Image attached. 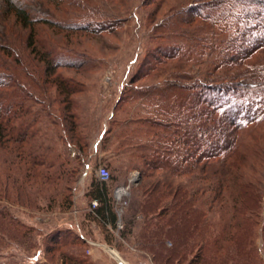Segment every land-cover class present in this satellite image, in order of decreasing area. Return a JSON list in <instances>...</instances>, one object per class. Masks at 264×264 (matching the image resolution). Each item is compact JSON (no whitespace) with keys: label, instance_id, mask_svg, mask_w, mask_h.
I'll return each mask as SVG.
<instances>
[{"label":"trees","instance_id":"16d2710c","mask_svg":"<svg viewBox=\"0 0 264 264\" xmlns=\"http://www.w3.org/2000/svg\"><path fill=\"white\" fill-rule=\"evenodd\" d=\"M87 1L1 0L0 20L13 22L28 33L27 39H22L21 34L4 33L0 39V61L13 59L19 65L22 61L17 51H31L30 55L46 66L49 76L61 68H75L74 61L58 59L60 46L38 39L35 31L39 25H47L68 34L110 33L106 23L93 25L92 22L103 18L113 20V13L107 11L111 8L96 11L89 6L92 16H99L91 21H84L83 15L74 11L85 10ZM148 1L142 4H153ZM34 2L41 3L42 12L30 7ZM190 2L155 27L157 34L165 32L167 37L156 39L162 43L152 53L149 69L140 70L131 82L133 87L153 74L157 73L158 78L167 75L151 91L156 99L154 111L137 119L150 127V139L139 150L142 183L134 188L138 197L132 199L133 214L121 237H130L135 221L142 217L139 247L155 264H263L257 245L264 199L262 187L255 181L258 178L252 180L242 172L250 159L264 160V146L260 145L264 137L260 133L264 127V0ZM61 13L66 17L62 19ZM6 73H0L2 149L19 161L25 179L39 181L43 187L55 182L59 186L74 171L67 172L64 162L58 166L54 163L51 141L47 134L43 135L40 126L42 112L47 114L43 119L46 123L58 127L55 112H47V105L51 109L54 104L28 103L32 97L26 86ZM55 81L54 85L64 96L59 112L68 143L82 155L89 143L80 131L82 123L74 112L72 99L81 91L59 78ZM109 133L105 132L102 142ZM75 160L80 161V157ZM5 180L0 190V202L5 203V206L0 204L1 251L10 242L27 246L25 241L30 240L31 233V229L12 217L6 205L12 199L9 188L13 185L18 193H23L25 184L22 179L12 181L9 176ZM201 181L216 183V195L209 206L197 204L200 200L197 195H205L206 191H197L192 185ZM233 186L237 193L231 195L234 212L227 230L219 231L208 211L222 199L223 191ZM61 195H65V189ZM112 195L106 183L95 182L92 198L99 205L89 214L103 226L116 227L118 221ZM15 199L22 203L20 197ZM67 203L72 207L70 201ZM61 238L60 234L51 238L47 253L61 245Z\"/></svg>","mask_w":264,"mask_h":264},{"label":"rangeland","instance_id":"374dc122","mask_svg":"<svg viewBox=\"0 0 264 264\" xmlns=\"http://www.w3.org/2000/svg\"><path fill=\"white\" fill-rule=\"evenodd\" d=\"M143 1L119 0L116 3L111 0H88V5L83 7L85 10L73 8L76 13L83 15L84 21L99 17L92 16L89 6L96 11L111 8L112 10L107 11L113 13V20L103 18L92 22L93 25H97V22L108 25L111 32L103 35L82 32L68 34L47 25H39L35 31L36 37L50 45L60 46L59 53L56 54L58 59L74 61L75 68H61L53 76H49L46 66L34 55H30L31 51H17L19 60L22 61L19 65L13 59L0 61V65H5L4 68L0 67V73H6L3 69H8L6 74L26 86L32 97L28 103L47 101L44 106L54 104L51 109L47 105V112H55L58 127L46 123L43 119L47 114L42 112L40 126L43 128V135L47 134L51 141L50 155L54 163L58 166L64 162L67 172L74 171L59 186L55 182L50 187H43L39 181L34 183V180L25 179L26 175L23 167L18 164L19 161L8 150L2 149L0 144V190L4 188L2 182H6L7 176L12 181L22 179L21 182L25 184L24 192L18 193L11 184L9 190L12 199L6 205L14 219L31 229L30 240L25 241L27 246L10 242L6 250H0V264H155L150 255L139 247L138 235L144 221L142 217L135 221L130 237L122 238L121 234L126 230L127 221L133 214L132 199L138 197L134 188L142 183L140 170L143 163L139 159V150L141 144L150 139V127L145 122H137V119L148 117L154 111L156 99L151 91L161 85L167 75L158 78L157 73L153 74L133 87L131 82L140 70L144 69L143 72H146L149 69L152 53L157 44L162 43L156 39L166 36L165 32L157 34L155 27L179 8L183 9L191 4V0H151L153 4L146 6L142 4ZM2 4L0 0V6ZM30 7L36 12L44 9L41 3L36 2ZM60 16L62 19L66 17L62 13ZM73 16L71 17H76L74 13ZM7 31L10 34H21L22 39H27L28 31L21 30L13 22L5 23L0 20V39H3ZM41 50L44 53L45 50ZM14 57L18 58L16 55ZM58 78L69 87L81 91L72 96V99L74 112L82 123L80 131L89 143V148L82 155L75 146L68 143L69 138L62 126L59 103L64 96L60 94L58 86L54 85ZM35 107L43 110L42 107ZM260 130V133H264V127ZM107 131L110 133L102 142ZM260 145L264 146V137ZM64 151H67L66 155ZM116 152L119 155H115ZM77 156L80 161L75 160ZM250 160L252 161L244 165L242 173L252 180L258 178L255 181L262 187L264 197V160L261 157L259 160ZM9 161L11 162L8 163ZM100 167L108 168L111 174V179L106 184L115 201L118 217L116 227L103 226L89 214L98 207L94 208V202L99 205L92 198V192L95 182H101L98 177ZM136 181L139 183L136 184ZM213 181H201L192 185L197 191H206L205 195H197V199H200L197 200L198 205L204 206L207 203L209 206L215 197L216 183ZM64 189L65 195H61ZM221 195L222 199L214 204L213 210L208 211L219 231L227 230V223L234 212L231 195L237 193L233 186ZM17 197H20L22 203L16 201ZM67 201L71 202L72 207ZM0 204L3 206L5 203ZM261 212L257 245L264 264V199ZM57 234L62 236L59 241L61 245L56 246L55 251L49 254L47 247L51 238ZM109 242L112 244L109 245ZM168 246L171 247V244L168 243Z\"/></svg>","mask_w":264,"mask_h":264},{"label":"built area","instance_id":"2783aa9c","mask_svg":"<svg viewBox=\"0 0 264 264\" xmlns=\"http://www.w3.org/2000/svg\"><path fill=\"white\" fill-rule=\"evenodd\" d=\"M98 177L101 181V183H108L111 179L110 172L107 168L105 167H100L98 170ZM94 208L98 206L97 202L93 203Z\"/></svg>","mask_w":264,"mask_h":264},{"label":"bare ground","instance_id":"6f19581e","mask_svg":"<svg viewBox=\"0 0 264 264\" xmlns=\"http://www.w3.org/2000/svg\"><path fill=\"white\" fill-rule=\"evenodd\" d=\"M121 193H122V192H120V194H119L120 196H121ZM117 257H118V256H117ZM118 260H120V259H118ZM120 262H121V263H123V261H122V260H120ZM123 264H124V263H123Z\"/></svg>","mask_w":264,"mask_h":264},{"label":"water","instance_id":"95a60500","mask_svg":"<svg viewBox=\"0 0 264 264\" xmlns=\"http://www.w3.org/2000/svg\"><path fill=\"white\" fill-rule=\"evenodd\" d=\"M140 178H141V177H140ZM140 178H139V179H140ZM135 183L137 184V183H139V181H136Z\"/></svg>","mask_w":264,"mask_h":264}]
</instances>
